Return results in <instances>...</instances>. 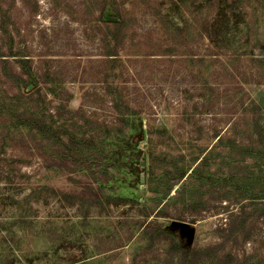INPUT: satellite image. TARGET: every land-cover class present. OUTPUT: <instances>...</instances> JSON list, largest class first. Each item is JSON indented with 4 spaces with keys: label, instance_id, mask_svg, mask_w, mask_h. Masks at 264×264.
Here are the masks:
<instances>
[{
    "label": "rangeland",
    "instance_id": "obj_1",
    "mask_svg": "<svg viewBox=\"0 0 264 264\" xmlns=\"http://www.w3.org/2000/svg\"><path fill=\"white\" fill-rule=\"evenodd\" d=\"M178 244L264 264V0H0V264Z\"/></svg>",
    "mask_w": 264,
    "mask_h": 264
},
{
    "label": "trees",
    "instance_id": "obj_2",
    "mask_svg": "<svg viewBox=\"0 0 264 264\" xmlns=\"http://www.w3.org/2000/svg\"><path fill=\"white\" fill-rule=\"evenodd\" d=\"M110 17H112V18L109 20L104 19V21L107 23L108 22L113 23L115 25L121 24L122 19H121L120 13H119L117 8L111 9V16ZM109 54L112 55V53H109ZM21 63H22V67H24V68L27 67V60H23ZM17 82H18V85L20 87L21 83H23V82L27 83V80L25 78H23L22 76H19L17 79ZM27 85H28V83H27ZM32 121H33V119H32ZM33 123H34V121H33ZM37 125H41L42 128H44L46 131H51V133H53L54 135H57V132L55 131V129L52 126L47 125V124H43V123L41 124V122H39V124H37ZM60 141H62V140H60ZM72 141H74V138H72ZM89 143H90V140H89ZM197 170L198 169L196 168V169L192 170V172H194V174H195V172H197ZM150 173H151L152 178H151L150 184L148 186L149 190L151 192L157 191V188H153L152 185L154 183V185L159 186L160 177H159V174H157V172L155 171L153 163L151 164ZM184 176H185V172L182 171L177 176V179H182ZM177 251L180 255L181 260L186 264H195L196 260L199 259V257H201V250L196 248L195 246H190V245L187 246V245H179L178 244L177 245Z\"/></svg>",
    "mask_w": 264,
    "mask_h": 264
},
{
    "label": "water",
    "instance_id": "obj_3",
    "mask_svg": "<svg viewBox=\"0 0 264 264\" xmlns=\"http://www.w3.org/2000/svg\"><path fill=\"white\" fill-rule=\"evenodd\" d=\"M142 180H144V178H142ZM189 236L190 237L192 236V231L189 232Z\"/></svg>",
    "mask_w": 264,
    "mask_h": 264
}]
</instances>
